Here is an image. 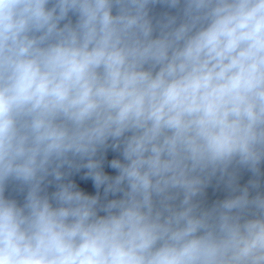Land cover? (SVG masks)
I'll return each mask as SVG.
<instances>
[{"label":"clouds","instance_id":"1","mask_svg":"<svg viewBox=\"0 0 264 264\" xmlns=\"http://www.w3.org/2000/svg\"><path fill=\"white\" fill-rule=\"evenodd\" d=\"M262 164L264 0H0V264H264Z\"/></svg>","mask_w":264,"mask_h":264}]
</instances>
